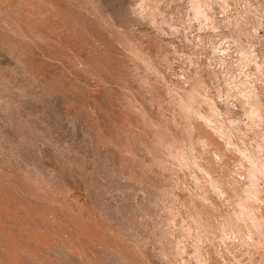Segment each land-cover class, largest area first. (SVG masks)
I'll return each instance as SVG.
<instances>
[{
    "label": "rangeland",
    "instance_id": "rangeland-1",
    "mask_svg": "<svg viewBox=\"0 0 264 264\" xmlns=\"http://www.w3.org/2000/svg\"><path fill=\"white\" fill-rule=\"evenodd\" d=\"M0 264H264V0H0Z\"/></svg>",
    "mask_w": 264,
    "mask_h": 264
}]
</instances>
